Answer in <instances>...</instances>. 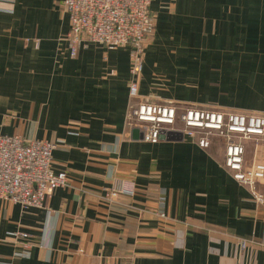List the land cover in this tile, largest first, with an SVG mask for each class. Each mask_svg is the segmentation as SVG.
<instances>
[{
    "label": "crops",
    "instance_id": "0c3cea01",
    "mask_svg": "<svg viewBox=\"0 0 264 264\" xmlns=\"http://www.w3.org/2000/svg\"><path fill=\"white\" fill-rule=\"evenodd\" d=\"M151 11L139 99L264 114V0ZM69 30L62 0H0V135L54 142L52 168L68 174L43 207L0 199V264H264V204L224 166L223 142L201 148L179 127L144 141L127 125L130 47L73 57ZM242 142L246 169L264 163V137ZM122 181L135 194L109 201Z\"/></svg>",
    "mask_w": 264,
    "mask_h": 264
},
{
    "label": "built area",
    "instance_id": "2783aa9c",
    "mask_svg": "<svg viewBox=\"0 0 264 264\" xmlns=\"http://www.w3.org/2000/svg\"><path fill=\"white\" fill-rule=\"evenodd\" d=\"M69 14L70 30L66 40L71 56H76L81 47L97 43L108 50L130 47L132 80L127 125L138 128L143 140L152 144L160 142L167 130L182 132L201 148H210L213 137L224 145V166L232 177L246 186L257 203L264 204V193L258 181L264 178V163L252 168L244 167L246 148L243 140L264 137V114L222 112L213 109L186 107L179 112L168 104H155L139 99L138 78L143 72L145 50L155 30V18L151 11L153 0H62ZM56 144L48 140L25 139L21 135H0V199L20 204L23 208L43 207L55 190L66 186L68 174L52 168V153ZM134 181L119 182L108 190L107 199L117 200L121 195H134ZM163 197L159 200L162 207ZM158 215L168 218V213L159 209ZM14 238H26L27 233H12ZM242 240V246L248 245ZM27 245L26 247H28ZM26 249L16 256L28 257Z\"/></svg>",
    "mask_w": 264,
    "mask_h": 264
},
{
    "label": "rangeland",
    "instance_id": "374dc122",
    "mask_svg": "<svg viewBox=\"0 0 264 264\" xmlns=\"http://www.w3.org/2000/svg\"><path fill=\"white\" fill-rule=\"evenodd\" d=\"M207 109H211V108H207ZM215 109H221V110H223L222 112H233V111H235V112H242V111H238V110H235V109H232V108H215ZM215 109H213V110H215ZM221 110H219V111H221ZM177 127H179L180 129H182L183 128V125H182V123H180V122H178L177 123Z\"/></svg>",
    "mask_w": 264,
    "mask_h": 264
},
{
    "label": "bare ground",
    "instance_id": "6f19581e",
    "mask_svg": "<svg viewBox=\"0 0 264 264\" xmlns=\"http://www.w3.org/2000/svg\"><path fill=\"white\" fill-rule=\"evenodd\" d=\"M166 133L168 134V131Z\"/></svg>",
    "mask_w": 264,
    "mask_h": 264
}]
</instances>
